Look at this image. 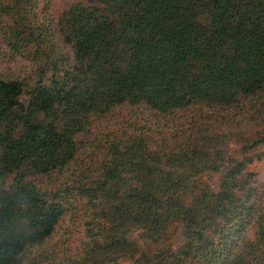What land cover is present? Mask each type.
Instances as JSON below:
<instances>
[{"label":"trees","instance_id":"trees-1","mask_svg":"<svg viewBox=\"0 0 264 264\" xmlns=\"http://www.w3.org/2000/svg\"><path fill=\"white\" fill-rule=\"evenodd\" d=\"M39 2L0 0V264H264V139L230 158L209 135L264 110V0H66L44 20ZM123 107L141 117L86 155ZM138 111L191 126L159 137ZM69 216L86 240L59 263Z\"/></svg>","mask_w":264,"mask_h":264},{"label":"rangeland","instance_id":"rangeland-1","mask_svg":"<svg viewBox=\"0 0 264 264\" xmlns=\"http://www.w3.org/2000/svg\"><path fill=\"white\" fill-rule=\"evenodd\" d=\"M66 0H40L39 6L37 7V14L40 20H44V16L57 15L58 12L64 8ZM1 63V62H0ZM0 70L7 72V66L5 62H2ZM258 106V105H257ZM139 112V111H138ZM142 117H146L150 120L152 127L157 131L159 137L165 134L167 136H174L176 131H186L191 126L192 118L190 113H184L176 115L171 119L159 120L156 124L157 119L151 117L147 112H139ZM227 122L225 124L218 125V131L211 132L213 141L216 145H220V149L223 154L230 157H240L242 153L247 151L254 141L264 139V110L262 113H257L254 105H247L244 108H238L229 110L226 112ZM141 116H136L134 111L123 107L119 109L114 115L107 117L103 120L97 121L92 130L84 135L82 138L83 146L88 152L92 149V153H98L99 141L106 134L116 132L115 129L119 124L125 123L127 120L132 119L136 121ZM141 124H145L144 119H140ZM214 136H218L215 138ZM92 145V146H91ZM253 150L257 152V155H261V159L255 157L253 164L250 169L257 173L260 188L263 190L264 195V141L258 144ZM252 150V151H253ZM83 166L86 168V162L84 163V157H82ZM74 179L71 171L63 174L54 176L51 181H45L54 188H64L63 186L71 182ZM216 180V178H215ZM78 202L82 200L78 197ZM81 205V204H80ZM86 216H77V218H70L64 220L61 224L57 234L44 248L47 256L52 258L53 261L61 262L68 256L74 257L81 251L84 240H86ZM38 255V252H36ZM46 262L45 264H47ZM118 264H130L126 261H120Z\"/></svg>","mask_w":264,"mask_h":264}]
</instances>
